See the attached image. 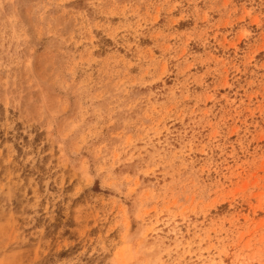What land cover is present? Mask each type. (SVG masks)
Masks as SVG:
<instances>
[{"label": "rangeland", "instance_id": "obj_1", "mask_svg": "<svg viewBox=\"0 0 264 264\" xmlns=\"http://www.w3.org/2000/svg\"><path fill=\"white\" fill-rule=\"evenodd\" d=\"M0 264H264V0H0Z\"/></svg>", "mask_w": 264, "mask_h": 264}]
</instances>
